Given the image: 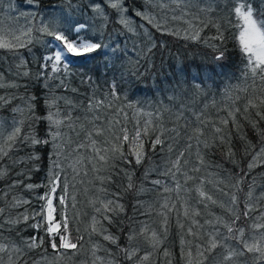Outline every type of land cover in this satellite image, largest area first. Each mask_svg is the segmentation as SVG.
Wrapping results in <instances>:
<instances>
[{
	"label": "snow or ice",
	"instance_id": "1",
	"mask_svg": "<svg viewBox=\"0 0 264 264\" xmlns=\"http://www.w3.org/2000/svg\"><path fill=\"white\" fill-rule=\"evenodd\" d=\"M26 3L39 8L41 0H26ZM64 3L66 7H60L59 16L45 17L41 20L40 27L36 29L41 36L51 37L49 41L33 38V29L30 27L16 34L0 22V49L15 53L20 48H27L30 55H35L30 46L43 44L44 51L36 58L35 73L27 67L30 62L21 57L17 68L25 70L18 72L17 75L29 78L30 84H25V88L39 85L47 90L44 93H30L22 97L24 106L11 109L13 113L11 124H8L7 120L0 119V141H2L0 160L8 157L18 145L32 149L27 159L33 162L41 161L42 150L51 149L49 157L51 165L45 175V183L25 184L23 180H14L8 185L9 190L22 184L30 191L41 187L47 190L36 197L43 203L38 210L31 213L26 209L15 217L5 218V209L0 208V264H28V260L25 259L27 253L38 248H43L46 253L45 244L53 250L56 261L63 257L71 259L83 249L84 236L79 234V229H76L77 235L73 236L67 215L69 199H71V207L75 208L76 205V196L74 194L69 196V187L74 188L75 185H70L60 160L62 155L67 159L66 149L71 148L73 143H75V148H71L73 153H79L82 149L91 150V155L86 159L100 182L98 191L105 193L104 198L92 201L99 219L93 216L90 228L85 229L89 241L93 235H98L103 241L116 247L114 253L100 242L92 243L91 264H121V260L124 264H151L153 253L160 248L168 234L169 216L173 212L176 213V224L182 230L181 257L185 260V264H238L240 258L249 254L252 257V264H264V204L261 203L264 201V192L254 198L253 185H249L242 209L237 195L243 190L241 185L248 174L257 166L264 165V128L261 127L264 123V5L256 8L252 0H226L225 15L219 20L209 19L205 22L199 15L192 14L191 9L197 7L199 12L212 13L220 7V0H196L195 3L193 0H174L176 7L181 9V16L174 15L173 20L192 15V20L202 24L203 28L211 24L216 29L215 36L203 41L212 49L214 61L224 62L229 59L230 53L227 47L229 38L235 41L242 57L243 69L240 77L242 83L234 86L237 92L234 99L231 97L232 88L225 89L224 94L231 103L220 109L226 112V116L220 117L218 123L212 124L214 133L218 135L209 142L203 139L204 129L210 123L204 112L191 111L196 121L195 126L185 116V113L191 110V105L195 103V95L205 92L207 81L212 80L207 68L203 70L198 68L193 73L191 68L181 65L169 74L170 79L166 76L164 89L157 84V91L171 92L168 99L172 108L166 107L165 111L174 109L175 120L171 121V127H167L162 111L143 112V109L136 108L127 99L126 94L122 96L124 83L130 84L134 79L144 76L147 68L143 72L140 70L139 57L135 62L126 59L129 56L127 43L118 37L126 33L147 37V50L141 49V51L143 57L148 58L153 49L157 48L149 29L141 24L139 28L143 32H137V27L133 25L132 18L128 14L129 7L124 0H64ZM201 4L204 6L200 7ZM109 9L114 10V14H110ZM134 14L146 21L147 25L155 27L157 31L180 36L179 31H168L155 16L147 12L136 9ZM29 15L34 14L29 13ZM187 23L192 31L186 30L183 38L200 40L203 28L194 27L192 21ZM229 28L234 29L231 37L225 35ZM133 50H136L135 42H133ZM78 58L97 61L105 74L111 72L112 75L110 79L104 81L107 88L101 91L99 96L96 94L99 85L92 76H85L81 83H87L90 87L95 86L94 90L86 97V102L75 103L67 97L56 96L52 92L50 82L58 81L57 88H67L65 79L70 74V66L74 65ZM148 67H154L150 59ZM216 67L222 68L224 65L217 63ZM2 80L3 74L0 73V81ZM4 86L0 83V87ZM9 86L21 85L13 83ZM192 90L195 92L192 93ZM71 91L77 92L78 89L72 88ZM13 99L14 96H0V108L11 104ZM61 100L70 105L72 110L62 111ZM129 108H136L137 115L142 113L149 119L144 120L143 123L136 120L133 128L129 130L126 123L129 119L126 109ZM79 110H83V116H73V111ZM109 112L111 118L108 116ZM17 114L20 119H17ZM241 119L246 120L261 137V146L258 150L251 142H247L246 153L251 156L247 164L248 172L241 170L242 174L234 178V182H226L223 178L213 182L206 177L194 175L206 164L201 147L209 149L228 144L225 156L230 162L236 163L235 153L230 147L231 133L227 131V126L231 123L237 131H240ZM25 124H27V132L23 130ZM64 128L69 132L65 133ZM70 133H75L78 138L83 134V139L73 141ZM98 137L104 139L98 140ZM181 139L185 141L184 147L177 150L175 146L180 144ZM241 139L245 137L241 136ZM193 142L196 148V162L190 164L188 155L193 149ZM248 149L252 151L249 153ZM157 151H166L169 154L163 161V171L160 170L161 165L153 159ZM174 151L176 154L173 158L171 154ZM84 159L80 157L75 164L69 165L75 173L73 180L81 174L77 166L81 165ZM141 167L143 174L137 182L134 179L136 169ZM33 170L40 171L39 165L34 164L29 172ZM83 174L87 175V171ZM121 174L126 183L120 186L121 191L111 193V198H108L109 190L104 185L113 183V178ZM154 174L163 179H151ZM8 176L9 170L0 168V180ZM208 183H212L222 196L227 197V202L217 201L206 190L205 186ZM145 184H151L152 187L148 188ZM228 188L234 191H225ZM148 192H156L163 199L156 201L155 204H146L139 197ZM127 193H131L135 198V203L132 204L133 217L137 214L151 216L154 213L161 217V229L157 231L146 222L140 221L139 229L130 228L126 237L127 242L121 246L120 237L110 232L103 221L112 225L116 217L126 213L125 204L121 201L123 195ZM193 193L197 204H203L205 207L208 203L219 204L227 214V218L217 216L214 220H205L204 224H201L195 219L200 216V211L191 205ZM4 195L7 196L8 193L5 192ZM29 203L27 199L13 197L10 206L15 208ZM57 207L61 209L59 214ZM181 213L184 219L189 221L186 229L180 219ZM242 217L246 221L251 220L252 223L240 226ZM20 224L36 230L37 234L27 239L21 238L20 243L4 237L3 232L6 229L9 231L16 229L19 235L23 231L17 228ZM205 224L212 226V231L206 232L202 239L199 230L203 229ZM40 230L44 231V236L38 234ZM185 235L194 237L198 242L195 245L191 241L186 242ZM141 239L151 249L144 250L143 254L139 247ZM230 241L232 243H229ZM218 248L223 249V253L214 255ZM99 251H104L106 256L98 255ZM163 255L168 257L170 253L164 249ZM32 264H41V261L36 260ZM48 264H53V261H49ZM243 264H248V261L245 260Z\"/></svg>",
	"mask_w": 264,
	"mask_h": 264
},
{
	"label": "trees",
	"instance_id": "2",
	"mask_svg": "<svg viewBox=\"0 0 264 264\" xmlns=\"http://www.w3.org/2000/svg\"><path fill=\"white\" fill-rule=\"evenodd\" d=\"M195 3L196 0H193ZM254 7L260 8L264 5V0H252ZM126 6L129 7V15L132 18L133 25L137 27V32L142 33L143 30L139 28V25L144 24L145 27L149 29L152 33V38L157 44V48L153 49V52L149 54L148 58L143 57V52L147 50V37L142 35H133L131 33H126L118 37L122 41L127 43L129 50V56L126 59H130L132 62L139 57L140 58V70L143 72L145 68L147 71L145 75L139 78L134 79L130 84L125 82L123 85L124 91L123 95H127V99L132 102L136 108L143 109V112L155 113L157 110L163 112V120L167 127H171V121L175 120L174 109L173 111H165V108H172L171 102L168 97L171 95L170 91H157V84L160 85L161 89L166 87L164 81L166 76L170 79V75L177 67L181 65L188 66L191 68L194 73L198 68L203 70L204 68L208 69V72L212 75V80L207 81V87L205 92L196 94L194 99L195 103L191 105V110L185 113V116L195 126V118L191 115V111L200 112L203 111L204 115L208 118L210 123L204 129L205 136L203 139H207L211 142L218 134L214 133L212 124L218 123L220 117L226 116V112L220 111V109L225 108L231 103V100L225 96V89L232 88L231 97L234 99L237 95V92L234 88L238 83H242L241 70L243 69L242 57L239 53V49L235 45V41L231 38L227 41V47L229 50V59L224 62H216L212 57V49L209 48L203 41L210 37L215 36L216 29L212 27L211 24L208 27L203 28L202 24H199L196 21L192 20V15L184 16L183 19H175L172 17L175 15L177 17L181 16V9H178L174 3V0H124ZM226 0H220V7L212 13L199 12L197 7L191 9L192 14L199 15L200 19L207 22L209 19L219 20L226 13L225 9ZM12 5V9L18 12H23L25 6L31 7V13L34 15H28V18L31 19L30 24H33V38H38L42 41H49L51 37L41 36L39 32L36 31L40 27V22L45 17L51 18L52 15H60V7H66L64 0H41L40 7L36 8L35 6H30L26 3V0H0V22H2V16ZM161 5H164L163 7ZM203 7L204 5H199ZM215 7V6H214ZM140 10L149 13L152 16H155L157 21H159L168 31H179L180 36L169 35L167 32L157 31L155 27L147 25L146 21H143L140 17H136L134 10ZM110 14H114V10L109 9ZM27 17V16H26ZM187 21H192L194 27L203 28L200 33V40L193 41L190 39H184L183 36L185 31L191 32L192 29L189 28ZM116 27H121L116 25ZM126 31V30H125ZM234 29L229 28L225 33L227 37H231ZM133 42L136 44V50H133ZM213 43V41H209ZM32 47V52L35 55H30L27 48H20L16 50L15 53L9 52L7 50L0 49V73L3 74V80L0 83H3L5 86L0 87V96L12 97L15 99L12 100L11 104L0 108V119L7 120L8 124L12 122L13 113L11 109L16 106L23 107L24 100L22 97H26L30 93H44L47 92L46 89H42L39 85L30 86L25 88V84H30L28 77H23L17 75L18 72H22L24 68H17V65L20 63V58L29 61L28 68L35 73L37 70L36 58L44 51L43 44H35ZM150 59L154 67H148V60ZM217 63H222L224 67H216ZM207 74V73H206ZM112 73H104L103 68L97 61H86L82 58H78L75 61L74 65L70 66V74L65 79V83L68 85L67 88H57L56 84L58 81H52L51 87L52 92L56 96L67 97L69 100L80 103L86 102V97L92 93L94 87H90L87 83H81V80L85 76H92L96 81V84L99 85V90L96 91L97 96L101 94V91H105L107 85L104 83L105 80L111 78ZM119 75V74H117ZM19 84L20 87H11V84ZM250 83V81H249ZM78 89L77 92H72L71 89ZM195 90H192L194 93ZM190 93V96L192 95ZM243 95V94H241ZM242 104V101L240 102ZM206 106V107H205ZM41 107H43L41 105ZM61 110H72L70 105L64 103L63 100L60 101ZM136 108L126 109L129 119L126 122L129 130L133 128L136 120H139L143 123L144 120L149 119V117L136 114ZM83 116V110L73 111V116ZM109 118H111V112L108 113ZM21 117L17 114V119ZM103 121V117H102ZM184 121H181L183 123ZM240 123L242 125L240 131L230 123L227 126V131L231 133L230 137V147L235 153L236 163L230 162L226 158L225 153L228 151V144L213 146L209 149H204L201 147V152L204 156L206 162L205 166L202 167L199 173L194 175L200 177H206L208 180L215 182L218 179H225L226 182H234V178H237L241 173L248 172L247 164L251 158L249 154L246 153L247 142H251L255 146V149L258 150L261 146L260 140L261 137L255 130L252 129L251 125L248 124L246 120L241 119ZM261 127L264 128V123L261 124ZM23 130L27 132V124L23 126ZM63 131L68 133L69 130L64 128ZM73 141L83 139V134L78 138L75 133H70ZM241 136H244L245 139H241ZM98 140H103L104 137H98ZM2 143V141H0ZM185 141L181 139L180 144L175 146L177 150L183 148ZM217 144L219 141L217 140ZM147 147V144H146ZM71 148H75V143L72 144ZM71 148L66 149L67 159L64 155L61 156V164L65 169V175L68 177L70 185H75V187H69V196L72 194L76 196V205L75 208L71 207V199H69V207L67 210V215L69 217V227L72 231L73 236L77 235L76 229L80 230L79 234L84 236V247L80 250L77 255L73 256L71 259L67 257L60 258L58 261L54 259L53 250L45 244L47 252L45 253L43 248H38L27 253L25 259L28 260V264H31L34 261V258H28L34 253H39L37 256H46L54 261L53 264H91V246L94 242H100L105 247L111 249L114 253L116 252L115 245L108 244V242L103 241L102 238L98 235H93L91 241H89L88 232L85 229L90 228L92 224V217L99 215L95 212L92 201L97 200L98 198H104L105 193L98 191V188L101 186L100 182L96 179V173L92 171V166L88 163L86 159L91 155V150H80L79 153H73ZM32 149L27 146L18 145L14 150L9 153L8 157H5L3 160H0V168H7L9 170V176L0 180V208L5 209L4 216L15 217L19 213H23L26 209L29 213L39 209L42 201L36 199L37 196L43 194L47 189L41 187L37 188L34 191H30L24 188L23 184L19 187L12 188L9 190L8 185L14 180H23L25 184H42L45 183V175L48 171L49 166L51 165V149L42 150L41 161L33 162L27 159V156L31 153ZM252 149H248L250 153ZM175 151L171 154L172 157H175ZM169 154L165 152L155 153L153 159L161 165L160 170L163 171V161L168 158ZM84 157L83 163L77 167L80 170V175L76 176V179L73 180L72 177L75 175L72 169L69 167L70 164H75V161ZM188 159L191 163L196 162V148L195 143L193 142V149L191 154L188 155ZM34 164H38L40 171H31L29 169L33 168ZM219 165V167H217ZM121 167H129L127 165H120ZM87 171V175L83 173ZM18 173H24V175H18ZM143 174V167L136 169V176L134 179L139 182ZM30 177V178H29ZM162 178L157 177L155 174L151 179ZM163 179V178H162ZM182 179V178H181ZM254 182V184H253ZM126 183V180L121 174L118 177L113 178V183L105 184L109 190L108 198H111V193L121 191V187ZM171 185V181L169 180ZM249 185H253L254 198L259 197L262 192H264V165L257 166L254 168L248 176L245 178L244 183L241 185L242 191L238 192L237 195L241 201L240 207L243 208V201L246 198V194L249 191ZM146 187L151 188V184H145ZM206 190L209 191L217 201L227 202V197L222 196L214 187L212 183L206 184ZM59 191V190H58ZM225 191H234L233 189H225ZM7 192L8 195L5 196L4 193ZM23 198L30 201L27 205H22L19 207H11L12 198ZM174 198V197H173ZM140 200L144 201L146 204H155L156 201L162 200V196H159L156 192H148L139 197ZM125 204L126 213L120 214L115 218V221L112 225H109L107 221H103L104 225L108 227L109 231L114 235L120 237L121 246L125 245L127 240V233L130 228L139 229L140 221L146 222L151 228L160 231L161 229V217L155 215L154 213L151 216H143L137 214L133 217L132 204L135 203V198L131 193L123 195L121 201ZM264 204V201L261 202ZM191 205L195 208H198L200 211V216L195 217L199 220L201 224H204L205 220H214L215 217L221 216L227 218V214L224 209H222L219 204L213 205L208 203V206L205 207L203 204H197L195 199V194H192ZM98 206V205H96ZM61 209L58 207L57 214H59ZM255 215V214H253ZM133 217V219H129ZM176 213L173 212L169 216V230L166 238L164 239L160 248L153 253L151 257V264H185V260L181 257V235L182 230L178 228L176 224ZM181 222L185 224V229L187 228L189 221L185 220L182 213L180 216ZM32 223V221H29ZM251 220H245L243 217L240 221V226L250 225ZM19 229H23L19 235H17L16 229L11 231L5 230L3 232L4 237L9 240H13L17 243H20L21 238L27 239L29 236L37 234L36 230L27 227L24 224L17 226ZM122 229V231H121ZM201 238L203 239L206 232L212 231V226L204 225V228L199 230ZM40 236H44V231L40 230L38 233ZM185 240L191 241L193 245L198 241L192 237L185 235ZM229 243H232L231 241ZM139 247L142 249L141 254L144 250H151L148 248V245L143 242L141 239L139 241ZM164 249H167L170 253V256L165 257L163 255ZM223 249L218 248L216 254H222ZM99 255L106 256L104 251H99ZM219 258V257H217ZM248 261V264H252V257L249 254L246 257L239 259L238 264H243L244 261ZM121 264H124L121 260Z\"/></svg>",
	"mask_w": 264,
	"mask_h": 264
},
{
	"label": "rangeland",
	"instance_id": "3",
	"mask_svg": "<svg viewBox=\"0 0 264 264\" xmlns=\"http://www.w3.org/2000/svg\"><path fill=\"white\" fill-rule=\"evenodd\" d=\"M31 11H32V8L31 7H27V6H25V9L21 13L18 12V11L13 10L12 7H10L6 11V13L2 16V19H1L2 20V24L6 28H9V29L15 31L16 34H20L22 31L26 30L27 28H29V27L32 28L33 27V24L32 25L30 24L31 19L28 18V15H29V13H31ZM53 43H55V42L53 41ZM42 203H43V201H42ZM67 203H68V206H67V210H68L69 201ZM57 209H58V207H57ZM37 219H39V217H37ZM38 254L39 253H34L33 255H30L28 258H34V261L40 260L41 264H48L49 261H53V260H51V258H53V257H51L49 259L47 257V255L46 256H37ZM98 255H99V252H98ZM42 257H46V259H42ZM102 257H104V256H102ZM89 260H90V262L92 261V256L90 257ZM53 263H54V261H53Z\"/></svg>",
	"mask_w": 264,
	"mask_h": 264
}]
</instances>
